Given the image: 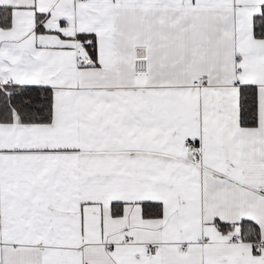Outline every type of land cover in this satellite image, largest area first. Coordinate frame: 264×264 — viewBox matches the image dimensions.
<instances>
[{"label": "snow or ice", "instance_id": "1", "mask_svg": "<svg viewBox=\"0 0 264 264\" xmlns=\"http://www.w3.org/2000/svg\"><path fill=\"white\" fill-rule=\"evenodd\" d=\"M0 264H264V0H0Z\"/></svg>", "mask_w": 264, "mask_h": 264}]
</instances>
